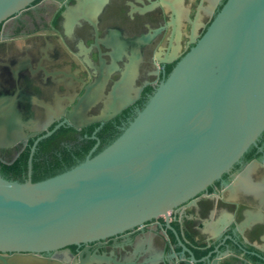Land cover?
<instances>
[{
    "label": "water",
    "instance_id": "obj_1",
    "mask_svg": "<svg viewBox=\"0 0 264 264\" xmlns=\"http://www.w3.org/2000/svg\"><path fill=\"white\" fill-rule=\"evenodd\" d=\"M0 264H264V0H224L114 140L0 175Z\"/></svg>",
    "mask_w": 264,
    "mask_h": 264
},
{
    "label": "flooded vegetation",
    "instance_id": "obj_2",
    "mask_svg": "<svg viewBox=\"0 0 264 264\" xmlns=\"http://www.w3.org/2000/svg\"><path fill=\"white\" fill-rule=\"evenodd\" d=\"M223 1L34 0L3 20L0 110L22 134L0 147V175L35 176L117 138Z\"/></svg>",
    "mask_w": 264,
    "mask_h": 264
}]
</instances>
